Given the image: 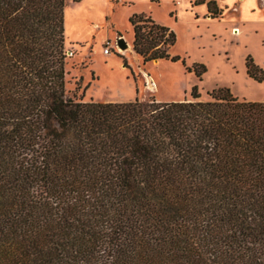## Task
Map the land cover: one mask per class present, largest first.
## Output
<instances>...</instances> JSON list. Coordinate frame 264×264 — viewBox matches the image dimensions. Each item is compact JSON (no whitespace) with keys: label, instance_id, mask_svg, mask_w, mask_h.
I'll list each match as a JSON object with an SVG mask.
<instances>
[{"label":"trees","instance_id":"1","mask_svg":"<svg viewBox=\"0 0 264 264\" xmlns=\"http://www.w3.org/2000/svg\"><path fill=\"white\" fill-rule=\"evenodd\" d=\"M64 9L0 0V264H264V102L68 97ZM130 23L143 62L180 60Z\"/></svg>","mask_w":264,"mask_h":264},{"label":"rangeland","instance_id":"2","mask_svg":"<svg viewBox=\"0 0 264 264\" xmlns=\"http://www.w3.org/2000/svg\"><path fill=\"white\" fill-rule=\"evenodd\" d=\"M64 1L66 96L101 103L179 102L191 100L197 87L201 100L213 89L227 88L238 99L264 102V81L251 79L245 66L248 55L264 63L259 36L249 28L232 34L223 12L212 17L196 0ZM134 15L173 31L176 41L169 53L180 60L143 62L133 49ZM119 38L128 45L118 48L123 53L117 51ZM197 64L205 68L201 76L193 69Z\"/></svg>","mask_w":264,"mask_h":264},{"label":"crops","instance_id":"3","mask_svg":"<svg viewBox=\"0 0 264 264\" xmlns=\"http://www.w3.org/2000/svg\"><path fill=\"white\" fill-rule=\"evenodd\" d=\"M209 1H214L219 6L224 16L222 21L231 25L232 34L242 35L249 28L254 35L259 36L264 47V0H206ZM253 62L264 71V63L254 59Z\"/></svg>","mask_w":264,"mask_h":264},{"label":"water","instance_id":"4","mask_svg":"<svg viewBox=\"0 0 264 264\" xmlns=\"http://www.w3.org/2000/svg\"><path fill=\"white\" fill-rule=\"evenodd\" d=\"M117 46L121 50H126L128 48V45L126 44V42L123 38H119V40L117 41ZM154 62H157V61H154Z\"/></svg>","mask_w":264,"mask_h":264},{"label":"built area","instance_id":"5","mask_svg":"<svg viewBox=\"0 0 264 264\" xmlns=\"http://www.w3.org/2000/svg\"><path fill=\"white\" fill-rule=\"evenodd\" d=\"M116 47H117V45H116ZM109 51H110V50H109L108 48L104 49V53H105V54H109Z\"/></svg>","mask_w":264,"mask_h":264},{"label":"bare ground","instance_id":"6","mask_svg":"<svg viewBox=\"0 0 264 264\" xmlns=\"http://www.w3.org/2000/svg\"><path fill=\"white\" fill-rule=\"evenodd\" d=\"M119 47H117V51H120L121 53H123V51H121L120 49H118ZM153 86V85H152Z\"/></svg>","mask_w":264,"mask_h":264}]
</instances>
